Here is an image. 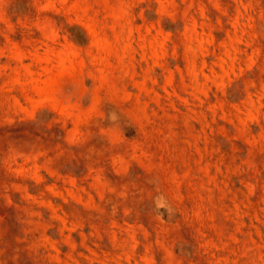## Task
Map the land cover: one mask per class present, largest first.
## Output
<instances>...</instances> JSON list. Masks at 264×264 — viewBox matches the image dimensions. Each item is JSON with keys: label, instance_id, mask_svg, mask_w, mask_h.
<instances>
[{"label": "rangeland", "instance_id": "1", "mask_svg": "<svg viewBox=\"0 0 264 264\" xmlns=\"http://www.w3.org/2000/svg\"><path fill=\"white\" fill-rule=\"evenodd\" d=\"M6 256L264 264V0H0Z\"/></svg>", "mask_w": 264, "mask_h": 264}, {"label": "crops", "instance_id": "2", "mask_svg": "<svg viewBox=\"0 0 264 264\" xmlns=\"http://www.w3.org/2000/svg\"><path fill=\"white\" fill-rule=\"evenodd\" d=\"M31 239H33V238H31ZM12 250H13V248H12ZM6 251H7V249H6ZM12 258L13 257H11V256L10 257L9 256H6V258L0 259V264H12L11 263V259Z\"/></svg>", "mask_w": 264, "mask_h": 264}]
</instances>
